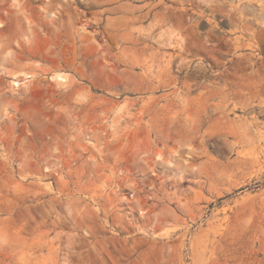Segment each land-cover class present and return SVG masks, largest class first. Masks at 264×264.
<instances>
[{"label": "rangeland", "instance_id": "1", "mask_svg": "<svg viewBox=\"0 0 264 264\" xmlns=\"http://www.w3.org/2000/svg\"><path fill=\"white\" fill-rule=\"evenodd\" d=\"M0 264H264V0H0Z\"/></svg>", "mask_w": 264, "mask_h": 264}, {"label": "bare ground", "instance_id": "2", "mask_svg": "<svg viewBox=\"0 0 264 264\" xmlns=\"http://www.w3.org/2000/svg\"><path fill=\"white\" fill-rule=\"evenodd\" d=\"M82 31V32H81ZM85 28H83V27H81L80 28V30H78V32L77 33H79V36L80 37H82V38H87L88 39V37L86 36V34H85ZM81 32V33H80ZM164 63H165V66H164V69L163 68H161L160 70H163V72L165 73V74H169V72H170V69L172 68V63H173V61H172V57L171 56H169L168 57V60L165 62L164 61ZM174 64V63H173ZM163 67V66H162ZM156 79H159V80H161V74H159L157 77H156ZM148 82H150V84L152 83V80H149ZM148 86H149V84H147ZM195 85H192V84H189L187 81H184L183 83H182V87H181V89H180V91L179 92H177L176 94H175V96H174V100L181 106L180 107V111H176L175 112V115L173 116V117H171V119H178V117H181V116H183L184 114H185V107H186V105L188 104V102L192 99V98H190L189 97V93H190V91L191 90H195ZM198 98H201V97H198ZM219 99V98H221V100L223 99V98H225V95H224V93L223 92H221V93H210V94H208L205 98H202L206 103H210V102H213L215 99ZM198 101V100H197ZM221 103L222 102H220V105H221ZM218 104V103H217ZM214 105L213 107L215 108V110L217 111V109H219V112L217 113V115H216V118L214 119V121L215 122H218V123H221V124H226V123H228V126L229 127H231V128H233V124L232 123H229L230 121H229V119L227 118V115H228V111H227V106L226 105H222V106H218V105ZM167 106V105H166ZM170 106V105H169ZM172 106V105H171ZM209 108H210V106H209ZM214 108H213V111H214ZM211 109V108H210ZM205 110V109H204ZM169 111V110H168ZM211 111H212V109H211ZM171 112V111H170ZM170 112H168V114H165L164 116H167V117H169V115H170ZM180 114H182L181 116H180ZM216 114V113H215ZM205 115L207 116L206 118H209V116L207 115V113H205ZM170 118V117H169ZM184 120V119H183ZM136 121H140V119L139 118H136ZM233 131V133H235V131H236V129L235 130H232ZM158 135V134H157ZM168 137L170 138V136H169V134H168ZM179 137V136H178ZM175 152V154L177 153L176 151H174ZM160 156H161V154H160ZM173 157H174V153L172 152H168L167 153V158L169 159V160H172L173 159ZM144 214H145V216L148 218V220H150V221H152V219L153 218H151V214L153 215L154 213L152 212H150V213H148V211L145 209V211L143 212Z\"/></svg>", "mask_w": 264, "mask_h": 264}]
</instances>
